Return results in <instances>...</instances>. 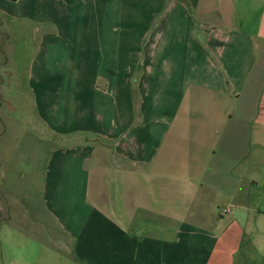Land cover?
I'll return each mask as SVG.
<instances>
[{"label": "crops", "instance_id": "obj_1", "mask_svg": "<svg viewBox=\"0 0 264 264\" xmlns=\"http://www.w3.org/2000/svg\"><path fill=\"white\" fill-rule=\"evenodd\" d=\"M201 1L173 0L166 12L164 2L155 1L154 10L161 6L164 20L153 28L144 19L146 8L140 9L142 21H130L127 29L121 20L97 19L93 27L98 33L77 37L85 50H70L74 61L53 68L60 75L33 85L40 112L56 133L91 130L106 140V148L89 139L93 143L53 150L44 171L45 213L39 219L62 225V239L52 247L71 252L81 264H264V208L251 205L260 182L264 187V0H255L254 7H235L234 22L206 18L194 28L190 16ZM243 11L250 14L249 21L239 14ZM184 18L190 22L178 35L172 24ZM120 24L124 31L118 30ZM50 36L53 52L60 53L64 42L66 50L72 49L75 42ZM174 42H203L206 50L201 44L190 51V45L171 50ZM243 48L249 50V70ZM179 56L189 61L181 66ZM175 64L177 71L172 70ZM248 79L252 105L256 103L254 114L245 118L249 147L244 151L228 139V146L213 147L215 137L226 138L225 126L235 118L227 106L240 99ZM134 84L140 91L135 101ZM181 124L196 130L183 131ZM229 133L242 135L238 129ZM182 138L186 147L178 143ZM188 149L192 154L181 155ZM69 165L76 170L67 171ZM110 166L116 173L105 172ZM150 178L156 190L150 194L158 197L142 185ZM105 185L107 191L101 193L99 187ZM173 197H190L185 208L193 197H206L212 208L209 224L183 220L199 213L178 216ZM163 199H169L171 211L162 210ZM227 203L229 213L222 211ZM47 231L53 236L52 229Z\"/></svg>", "mask_w": 264, "mask_h": 264}, {"label": "rangeland", "instance_id": "obj_2", "mask_svg": "<svg viewBox=\"0 0 264 264\" xmlns=\"http://www.w3.org/2000/svg\"><path fill=\"white\" fill-rule=\"evenodd\" d=\"M155 1L164 2L165 12L172 8L173 0H0V264H81L73 259L71 252L65 251L64 248L60 250L52 247L62 239V225L57 224L53 219L50 222L44 218L39 219L45 213L41 194L43 180H45L44 171L55 150H60L65 145L70 147L76 143L82 146L87 141L91 144L93 143L90 142L91 140L100 141L99 145L106 148V140L100 136L91 135L93 134L91 130H78L67 135L56 133L49 120L40 112V106L37 104L38 95L34 89L37 87V82L41 81V84L47 82L43 77L48 78L49 76L50 78L60 75L58 71L53 70L56 65L64 66L67 62L74 61L75 57H68V52L70 50L76 53L80 51L79 48L84 43L78 41L77 37L88 38L87 36L98 33L93 27L97 19L121 20L127 29L130 27V21H142L143 13L140 9L146 8L149 14L144 19L147 18L150 28H153L155 23H160V20H164L161 19L164 18L162 14L164 9L158 5L157 10H154ZM252 3H255V0L253 2L243 0L237 3L231 0H202L200 5L194 8L195 12L190 18L193 19L194 28H199L201 22L206 23V18L212 22H223V20L234 22L235 7H254ZM113 6L120 9L114 10ZM236 14H238L237 10ZM239 14H245L246 21H249L250 14L246 11ZM188 22L190 20L184 18L180 22L173 23V32L180 35L182 29L188 26ZM117 27L120 32L125 30H120L121 24ZM166 28L170 27L166 26ZM50 34H60L61 38L70 37L71 40H75L72 49L66 50L64 42L61 44L60 53L57 52L58 49L53 52V41ZM172 37L178 36L172 35ZM197 41H201V37H198ZM170 44H172L171 50L182 48L184 51V45H190L187 46L190 51L198 48V44H201L199 46L204 45L206 50V43L203 42ZM81 50L84 51L85 48L82 47ZM243 50H245L244 65H247L249 70L252 64V61L246 58V52L249 50L245 48ZM175 58L177 60L178 55ZM179 58L181 66L189 61L188 56H179ZM47 68L50 69L49 74L44 72ZM179 69L175 64L172 70ZM250 79L245 82L246 89L240 99L228 104L227 112L233 114L235 118L225 126L226 138L221 140L218 136L215 137L213 147L220 145L218 147L220 149L228 146L227 139L231 145L238 141L244 151L249 147L250 137L247 135L249 122L245 121V118L254 114L256 106L255 102L252 105ZM131 91L133 101H135V97L140 94L139 88L134 84ZM111 103H108L107 109L112 106ZM203 107H206V103ZM207 107L211 106L207 105ZM99 108L103 109L102 103H99ZM197 110L198 108L195 109ZM202 112L205 114L206 109ZM182 125H180L181 128ZM185 129L192 133L196 130L194 126L188 127V124L182 128L183 131H187ZM236 129L242 132L240 138L238 135L231 136L229 133H234ZM182 140L184 141V138L178 139V143ZM187 144L186 140L184 144L180 143L185 147ZM188 153L192 154L189 149L181 151V155L184 156ZM260 156L263 157V152H260ZM220 160L218 156L215 163H219ZM246 161L243 165L249 169ZM69 166L70 168L65 167L67 171L76 170L74 166ZM105 172L107 174L116 173L113 166L105 169ZM243 173L245 170H242ZM246 183L247 181L244 180L242 185ZM142 185H145L147 194L156 193L153 178L148 179ZM169 188L172 190L173 186ZM86 189L88 190L87 187ZM99 189L101 193L107 191L106 185L100 186ZM263 189L260 182L259 194L252 197L251 205L264 208V197H261ZM151 196L158 197L157 194ZM193 198L194 201L191 202L190 208H185L188 203L190 204V197L171 198L175 201L176 210L179 207L175 213L183 217L190 212L197 211L199 214L196 218H190V213V216L183 220L197 222L195 224L199 222L200 226H206V221L209 224L210 218L207 216L210 215L212 208L206 206V197ZM215 199L218 200L219 197ZM167 200L169 199H163L164 205L161 206L164 212L170 210V202L168 201L167 206ZM226 206L228 207L222 208V211L229 213L227 209L231 210L232 207L228 203ZM26 215L29 217H25ZM42 228L45 229L44 232ZM47 229H52L51 234L54 237ZM68 241L67 239V246ZM62 242L65 243V240Z\"/></svg>", "mask_w": 264, "mask_h": 264}, {"label": "trees", "instance_id": "obj_3", "mask_svg": "<svg viewBox=\"0 0 264 264\" xmlns=\"http://www.w3.org/2000/svg\"><path fill=\"white\" fill-rule=\"evenodd\" d=\"M10 1H17V0H10Z\"/></svg>", "mask_w": 264, "mask_h": 264}, {"label": "built area", "instance_id": "obj_4", "mask_svg": "<svg viewBox=\"0 0 264 264\" xmlns=\"http://www.w3.org/2000/svg\"><path fill=\"white\" fill-rule=\"evenodd\" d=\"M227 211H230L229 209H227Z\"/></svg>", "mask_w": 264, "mask_h": 264}]
</instances>
